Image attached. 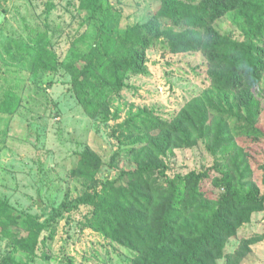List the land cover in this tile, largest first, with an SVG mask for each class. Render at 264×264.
<instances>
[{
	"label": "trees",
	"instance_id": "1",
	"mask_svg": "<svg viewBox=\"0 0 264 264\" xmlns=\"http://www.w3.org/2000/svg\"><path fill=\"white\" fill-rule=\"evenodd\" d=\"M160 1L151 19L118 30L112 5L80 0L82 23L94 28L89 40L79 41L61 59L49 45L47 23L14 42L15 52L27 56L33 74L63 68L71 75V88L84 111L108 120L111 97L128 87L129 77L147 74L145 50L151 40L162 37L172 52L202 51L212 92L191 100L170 120L144 109L124 122L129 137L134 133L146 146L135 166L119 169L117 179H96L100 158L85 149L76 153L70 173L92 188L76 198V205H91L89 225L133 252L128 264H217L224 257L226 264H237L244 252L226 254L225 243L253 213L264 210V164H259L261 192L253 179L251 157L234 137V132L251 136V142L264 137V95L255 93L264 79V0ZM225 16L240 36L220 29L218 22ZM159 18L171 26L164 28ZM20 101L18 92L7 90L0 99V115H12ZM203 137L211 139L213 153L225 156L234 151L227 169L216 163L203 171L168 175L162 156ZM212 170L220 176H212ZM69 209L67 203L51 207L39 224L36 215L18 212L0 198V232L12 245L11 253L22 252L31 261L40 250L39 255L48 259V243ZM41 227L46 234L39 239ZM9 257L8 264H18Z\"/></svg>",
	"mask_w": 264,
	"mask_h": 264
},
{
	"label": "rangeland",
	"instance_id": "2",
	"mask_svg": "<svg viewBox=\"0 0 264 264\" xmlns=\"http://www.w3.org/2000/svg\"><path fill=\"white\" fill-rule=\"evenodd\" d=\"M79 2L0 0V99L7 90L16 91L21 97L12 115H0V198L18 212L36 215L39 224L48 216L47 209L57 208L61 203L70 207L58 221L54 239L48 243V259L39 255L40 250H36L31 261L22 252L12 254V245L0 232V264H8L6 259L10 255L18 264L130 263L133 252L129 248L89 225L92 206L75 203L76 198L92 191L82 178L70 173L77 162L76 153L87 149L99 156L101 165L96 179H117L119 169L135 166V160L138 156L143 158L146 148L144 141L134 133L129 137L124 130L127 119L145 109L170 120L188 102L213 91L205 54L199 50L172 52L167 41L160 37L151 40L145 50L147 74L129 77L128 87L111 97L109 119L91 117L72 90L67 71L59 68L54 73L33 74L27 56L17 54L14 46V42L27 39L33 28L42 29L48 23L49 45L65 59L72 47L89 40L94 32L92 24L82 23ZM103 2L116 9L118 30L151 19L161 4L160 0ZM159 20L164 28L171 26L167 19ZM218 25L221 30H232L240 36L229 16L221 18ZM255 93L257 97L264 95V79ZM2 131L6 134L2 135ZM234 137L251 157L253 179L263 192L259 164H264V137L253 142L244 132H234ZM210 146L211 139L203 137L195 145L172 148L162 156L167 174L203 171L216 163L226 170L234 151L224 156L221 151L213 153ZM211 173L220 176L215 170ZM211 187V181L207 182V188ZM38 234L41 239L46 234L45 228L41 227ZM224 252H244L237 264H264V210L253 213L238 228L226 241ZM217 264H226V258L218 259Z\"/></svg>",
	"mask_w": 264,
	"mask_h": 264
}]
</instances>
